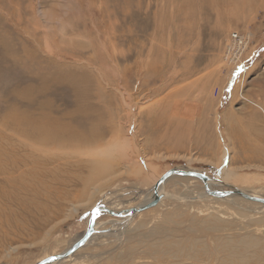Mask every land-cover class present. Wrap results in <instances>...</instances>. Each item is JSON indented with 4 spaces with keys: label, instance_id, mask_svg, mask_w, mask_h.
Masks as SVG:
<instances>
[{
    "label": "rangeland",
    "instance_id": "1",
    "mask_svg": "<svg viewBox=\"0 0 264 264\" xmlns=\"http://www.w3.org/2000/svg\"><path fill=\"white\" fill-rule=\"evenodd\" d=\"M172 169L264 198V0H0V264L63 253ZM159 188L51 264H264L262 204Z\"/></svg>",
    "mask_w": 264,
    "mask_h": 264
},
{
    "label": "water",
    "instance_id": "2",
    "mask_svg": "<svg viewBox=\"0 0 264 264\" xmlns=\"http://www.w3.org/2000/svg\"><path fill=\"white\" fill-rule=\"evenodd\" d=\"M173 176L188 177V178H194V179L199 180L203 184V189H204V193L206 196H210V197L217 198V199H223L227 196L235 195V196H239L245 200L255 202L258 204H262L264 206V198L251 196V195L235 188L234 186H229L227 184L226 185L223 184L222 186L227 187L229 190H211V188H209V182H215L216 180L205 175V174H203V173H201V172L189 171V170H180V169L168 170L155 183V186L153 188V197L151 200L145 202L142 205H139L137 207L131 208L128 211H123V212L122 211L121 212H114V211L107 209L104 206H98V207L92 209L90 212V217L88 219L87 228H86L84 234L77 241H75V243L70 248H68L63 253H61L59 255L50 256L48 258H45V259L41 260L40 262H38L37 264H51L54 262H58V261H61L63 259L68 258L70 255H72L74 252H76L93 235V233H94V228H93L94 222H95V219L97 218V216H99L100 214H107V215L115 217V218H123L125 216L126 217H133L142 211H145L147 209H150V208L156 206L159 203V201L161 200V196L157 194V189L159 188V186L162 183H164L167 179H169Z\"/></svg>",
    "mask_w": 264,
    "mask_h": 264
},
{
    "label": "built area",
    "instance_id": "3",
    "mask_svg": "<svg viewBox=\"0 0 264 264\" xmlns=\"http://www.w3.org/2000/svg\"><path fill=\"white\" fill-rule=\"evenodd\" d=\"M245 45V41L242 36H240L238 33H232L230 35V44L228 45V52H235V56H237L236 61V70L239 75L243 74L246 71L245 64L239 60L241 50L243 49Z\"/></svg>",
    "mask_w": 264,
    "mask_h": 264
},
{
    "label": "bare ground",
    "instance_id": "4",
    "mask_svg": "<svg viewBox=\"0 0 264 264\" xmlns=\"http://www.w3.org/2000/svg\"><path fill=\"white\" fill-rule=\"evenodd\" d=\"M235 68H236V66H235ZM43 130H44V129H43ZM44 134H45V133H44ZM46 135H48V134H46ZM46 135H45V136H46ZM61 135H62V134H61ZM61 135H60V136H61ZM55 136H56V135H55ZM65 136H66V135H65ZM72 136H73V135H72ZM72 136H71V137H72ZM47 137H48V136H47ZM80 137H81V136H80ZM89 137H90V136H89ZM43 138H44V137H43ZM55 138H56V137H55ZM62 138H63L62 136H61V138L58 137V139H62ZM77 138H78V137H77ZM48 139H49V138H48ZM48 139H47V140H48ZM53 139H54V137H53ZM68 139H69V138H68ZM71 139H72V138H71ZM50 140H52V139H49V141H50ZM63 140H64V139H63ZM97 172H98V171H97ZM95 176H96V175H95ZM101 176H102V175H101ZM154 178H155V177H153V179H154ZM97 179H98V178H97ZM153 179H152V180H153ZM222 179H223V178H222ZM157 181H158V180H157ZM211 183H212V182H209V185H211ZM163 184H164V183H162L160 186H162ZM223 184L226 185L224 182H222V180H221L220 182H217V186H222ZM160 186H159V187H160ZM222 187H223V186H222ZM159 190H160V188L157 189V193L159 192ZM158 195L161 196V194H158ZM152 196H153V191H152ZM151 199H152V198H151ZM151 199H150V200H151ZM100 206H104V205H100ZM138 206H139V205H138ZM104 207H106V206H104ZM106 208L109 209V210H111V211L113 210V209H111L112 207H109V208L106 207ZM130 209H131V208H130ZM130 209H128V210H130ZM128 210H125V211H128ZM113 211H118V209L113 210ZM122 212H123V211H122ZM124 218H127V217L125 216V217H123L122 219H124ZM127 220H128V219H127ZM127 220H126V221H127ZM95 222H96V220H95ZM95 222H94V227H93L94 229H95ZM70 256H71V255H70Z\"/></svg>",
    "mask_w": 264,
    "mask_h": 264
}]
</instances>
